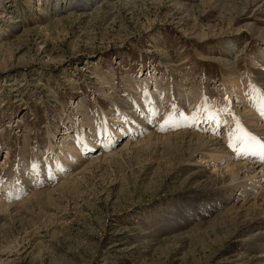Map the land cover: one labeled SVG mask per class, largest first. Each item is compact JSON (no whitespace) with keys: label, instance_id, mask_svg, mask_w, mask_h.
<instances>
[{"label":"rangeland","instance_id":"1","mask_svg":"<svg viewBox=\"0 0 264 264\" xmlns=\"http://www.w3.org/2000/svg\"><path fill=\"white\" fill-rule=\"evenodd\" d=\"M210 1L211 6L208 0H0V174L14 170L5 177L12 174L10 183L19 181L12 189L5 184L7 191L0 182V204L9 199V205L19 203L12 211L0 212L6 213L0 264L258 263L261 247L240 243L242 235L248 239L254 233L248 232L253 215L216 212L197 219L192 210L190 216L182 215V209L198 198L212 197L217 189L190 183L188 177L196 170L192 164L181 163L182 156L171 149L155 153L146 143L148 135L158 134L160 114L178 101L184 85L194 93L202 87L205 96L201 93L198 100L205 103L206 98L212 108L218 99L232 102L221 123L198 121L207 135L215 132L225 141L234 112L264 130V85L254 74L264 68V38L245 29L264 28V0L247 5L245 0ZM58 3L61 10L55 11ZM231 68L242 76L251 74L245 84L252 83L249 92L256 101L246 98L245 84L232 94ZM155 79L165 80V90H155ZM147 81L150 84L144 85ZM127 82L142 83L146 96L136 92L131 98ZM148 97L159 100L160 106ZM154 104L158 118L151 115ZM83 105L89 115L99 114V129L111 127L113 119L120 121L127 111L131 120L137 118L136 130L103 148L101 141L109 135L90 139L92 151L83 150L86 155L71 163L60 146L81 127L89 130L80 123ZM218 108L223 111L225 106ZM114 126L112 133L120 128ZM112 153L121 156L114 159ZM43 156L52 163L61 159L66 168L53 177L41 163ZM220 161L209 170L227 163ZM259 162L254 168L260 174L250 172L241 181L258 180L256 191H263L264 157ZM37 188L50 194L30 202Z\"/></svg>","mask_w":264,"mask_h":264},{"label":"bare ground","instance_id":"2","mask_svg":"<svg viewBox=\"0 0 264 264\" xmlns=\"http://www.w3.org/2000/svg\"><path fill=\"white\" fill-rule=\"evenodd\" d=\"M236 1L237 0H232L233 3H235ZM250 1H252V0H245V5L249 4ZM214 2L216 4H226L227 3V1H219V0L218 1L215 0ZM207 3L209 6H211L213 1L208 0ZM66 4H68V3H66ZM59 5H60V3H58L56 5L55 11H58L60 9ZM212 7H214V5ZM223 7H224V5H223ZM246 7H248V6H246ZM245 29L250 31L257 38H260V39L264 38V28L254 27V25H247L245 27ZM195 30H197V29H195ZM241 30L242 29L239 28L237 32L240 33V32H242ZM214 33H215V31H214ZM191 34H193V33H191ZM194 34H195V32H194ZM202 34H204V33H202ZM208 36H210V35H208ZM199 38H201V37H199ZM253 63H254V61H253ZM230 70H232V68ZM254 74H255V80L261 81L262 85H264V68H263V70H260V71H254ZM250 75L251 74H249V72H248L247 75L242 76L241 74L237 73L234 69L232 70V75L229 78V80L231 79V83H232V84L231 83L230 84L233 87L232 88V94L235 93L236 90H239L241 85H244L246 83V80L250 77ZM158 80H156V79L154 80V82L156 81L154 84L156 91L162 90V88H164V86H165V85L162 86L163 84L161 83L165 80L162 79L163 81L157 82ZM130 81H134V80H130ZM105 83L106 84L109 83L110 87L112 85L109 81L108 82L105 81ZM163 83H165V82H163ZM258 83L260 84V82H258ZM143 84L145 85V84H150V83L147 81L146 83L144 82ZM251 84H248V85L245 84L246 89H248V95H245V96H246V98L250 97L249 98L250 102H252L255 99L254 95H253L254 92H251V93L249 92V91H252L251 90L252 89ZM127 85L128 86L130 85V87H128V88H130L128 90L131 92V93H128V94H130V97L131 96L134 97L136 92H138V94L141 97L146 96V95L142 96V91L146 90V89L143 90L142 83H140V85H138V83H135V82L134 83L127 82ZM178 86H181V84H179ZM187 86L188 85H184V86L180 87V89L178 87L179 93H178V97H176V99L178 98L177 99L178 101H176V102L174 101V99H172L173 97H171L172 94H174V91H173L174 88L172 90L169 89V90H171L170 91L171 96L169 95V93H168V95H169L170 99H172L171 101H174L175 103L172 104V102H171V106H170V103H168L170 108L167 109L164 112V114H160L161 115L160 116L161 117L160 123L157 124L158 129L156 128L158 130L157 131L158 134L157 135H154V134L148 135L146 137V139H147L146 143L148 145H150V147L153 148V151L155 153L159 152L161 150L171 149L177 154V156H179V155L182 156L181 157V163L187 162V163L192 164L196 168V170L191 174V178H190V176L188 177V181L191 180L190 183L197 184V185H199L201 187H205V188H214L215 187L217 189V192L215 194H213L212 197L198 198V200L193 204V206L191 205L186 210L182 209L183 210L182 215L186 214V215L190 216L188 214V213H190V210H192L191 216L196 217L197 219L199 217H200V219H205V218L209 217L210 215H212L213 213H216V212L222 213V215L223 214L224 215H238L242 218L249 217L250 214L253 215V217L248 222V226H249L248 232L254 231V233L250 237L247 236L249 240L242 238L243 237V235H242L240 243L244 247L249 245V244L251 247L252 246H254L255 248L261 247V248H258V249H262V251L261 252H260V250L258 251V252H260L261 256H259V259L257 260V262H258L257 264H261V263L264 264V254H262V253H264V216H263L264 215V189H263V191L261 189L260 190L257 189V191H256V184L259 182L257 179H256L257 181H255V179H253L254 181H247V182L241 181L245 177L248 178V176H250L249 175L250 172L251 173L254 172L258 175L260 174L258 172H255L254 164H257L259 161H261V158L264 157V152H262L260 147H259V145L264 144V130L259 131V130H257L258 129L257 127L254 128V124H256L255 120L247 119V120H244L246 122H243L240 119V117H238L237 113L234 112V114H233L234 122H233V120L228 121V124H230L231 126L229 128V134H227L225 137L226 138L225 141L222 142V141L218 140L215 137L217 135L215 132H214V135H207L206 131H204L205 129H203L202 127H200V128L198 127L199 123H201V124L206 123L207 124V123H211V122L213 123V121H214V124L221 123V119L223 117V114L226 111H228L229 107L232 106L231 105L232 102H226L225 101L223 103L221 100L218 99L217 102L216 101L214 102V104H213L214 108H212V106L207 105V103L209 101H207L206 98L204 99L205 103H202L198 100L200 97V94L201 93L204 94V91H202L203 90L202 87L198 88L197 93H194L193 89L189 90L187 88ZM145 88H146V86H145ZM164 90H165V88H164ZM172 91H173V93L171 94ZM150 95L148 94V96H150ZM206 95H207V93H206ZM154 96H156V94ZM204 96H205V94H204ZM151 97L154 98L153 96H151ZM135 98H136V96H135ZM157 98H158V96H157ZM147 99H150V98L148 97ZM159 99H160V96H159ZM168 99H167V101H168ZM125 100L129 101V100H127V98H125ZM137 100H140V99H136V101ZM150 100L153 101V99H150ZM132 101L133 100H131V102ZM142 101H143V99H142ZM254 101H256V100H254ZM145 102H146V100H144V103ZM155 102H157V104H158L159 100L153 101V103H155ZM261 102H264V99H262ZM137 103L138 102H136L134 104H137ZM140 103L141 102H139L138 104H140ZM134 104H132V106ZM138 104L136 105V107L142 106L141 104L140 105H138ZM222 105L225 106V109L223 111H221L218 108V106H222ZM152 106H153V104H152ZM152 106H151V108H153ZM258 106H256L257 110H258ZM81 107L82 108L85 107V109L83 111L84 112V116H83L84 118L82 119V121L80 123L83 126V128H84V125H86L89 130L87 132H84L81 130L82 129V127H81L79 132H76V135L74 137H72L73 135L72 136L68 135V136H66L65 139L63 138L64 141H63L62 145L60 146L61 152L67 153V155H68L67 160L70 159L71 163H73L76 160L80 161L81 157L86 155L83 152V150L90 152V150L95 146L94 144L91 143L90 139L92 140V138L99 136L100 134L103 135L104 137L109 135L110 136L109 138L106 137L104 141H101L102 148H103V147H107V146L111 145L113 141L115 142L116 138L118 139L121 135L125 134L126 132L130 133L133 129H135L134 121L137 118L135 117L136 118L135 120L134 119L131 120L132 118L131 119L129 118L130 115H128L129 117L126 116L128 114L127 111L123 110L124 114L121 115L122 118L118 117L119 119H121L120 121L115 120L117 118L113 119L111 127L109 126L107 128L106 127L102 128L103 127L102 126L101 129H99V128L95 127V124H96L95 119L97 118V116L99 114L97 116H96V114L95 115H89V112H88V109L86 108V106L83 105ZM120 107H122V104L119 105V109H120ZM128 107H129V105H128ZM177 107L180 108V112H181L180 114H178L179 111H177V109H178ZM155 108H157V106H155V104H154L153 110ZM136 109H140V108H136ZM130 110H131V108H130ZM155 110H157V109H155ZM155 110H154V112L152 110H150L153 112V113L151 112V115L152 114L154 115ZM116 111H118V110H116ZM132 113H129V114L132 115ZM143 113H145V112H143ZM159 113H157V114L159 115ZM157 114H156V117L158 118ZM135 115H137V114H135ZM135 115H133V116H135ZM151 115H150V117L153 118L152 117L153 115L152 116ZM103 116L105 117L104 120H108V119H106L107 115L103 114ZM115 116H116V114H115ZM99 117H100V119H102L101 116H99ZM201 118H202L201 122L198 123V121H200ZM229 119H231V118H229ZM157 121L159 122V120H156V122ZM240 121H242V122H240ZM110 122H111V120H110ZM140 122H139V124H140ZM232 122H233V124H232ZM152 123H153V121H152ZM243 123L248 125V128H250V129L253 128V129L252 130H250V129L246 130V128H244L245 125ZM114 124H116V125L119 124L118 127H120L121 129L119 128L118 132L113 131V133H112L113 127L115 128ZM141 125H143V124H141ZM141 125H139V126H141ZM153 126H151V127H153ZM143 128H146V127H143ZM156 129H154V130H156ZM167 129H171L172 131L170 130L169 133L168 132L164 133ZM243 129H245V132L242 131ZM111 133L114 134L116 137L114 138V136H111ZM238 133H243V134L240 137H238L237 136ZM249 137H254L255 139L252 141H249V139H248ZM258 139H260V141H262V142H259ZM155 140H156V143L154 144L153 142ZM242 140H244V142H242ZM89 143L92 144V146H90ZM137 145H139V144H135L136 147H137ZM131 146H133V144ZM49 148L52 149L51 146H49ZM29 151H30V149H29ZM122 153H123L122 154L123 156L126 155L125 152H122ZM111 155H114L115 156L114 159H117V157L121 156V153L119 155L112 153ZM34 157L35 156L32 154L30 158L33 159ZM45 157H46V155H45ZM43 158H44V156H43ZM47 158H48V156H47ZM222 159H223V161H224V159L226 160L227 163L225 165L219 166L220 164L218 163L219 165L217 167L215 166L212 171L209 170V167H211L212 163L215 164L218 162V160L220 161ZM60 160H57L55 163H52L51 161H49V159L46 160L44 158V160H42L41 163L43 164V166H45L44 169L47 167V171L50 175H53V177H56L57 175L58 176L60 175V173L64 170V168H66L64 166V163ZM229 160L231 161L230 163L228 162ZM242 160L244 162H240ZM254 160L256 161V163L250 162V161H254ZM78 161H76V162H78ZM247 161L250 163H247ZM45 163H47L46 164L47 166L44 165ZM259 163H261V162H259ZM28 166H29V163H28ZM30 166H29L30 170L33 171V169ZM66 166H67V164H66ZM69 167H71V166H69ZM0 170H1V168H0ZM42 170L40 169V171H42ZM4 171L5 172L3 175L0 174V182H3V184L1 185V188H4V190H6L8 184H11V187L9 189H12L13 187H15V188L18 187L19 181L10 183V178H11V176L13 177L14 175L11 174L9 179H6V177H5L6 175H10V173H12L14 170L10 171V169H5ZM45 171H46V169H45ZM13 174H14V172H13ZM38 178H40V177L38 176ZM5 184H7V185H5ZM42 187H44V186H42ZM28 189H29V187H28ZM37 189H38V191H35L37 193H34L33 195H31L32 199L30 197V200H31L30 202H32V200L34 199L38 203V202L42 201L43 199H45V197H48L50 194V191H43V190L39 191V188H37ZM44 190H46V188ZM204 199H206V200H204ZM9 200H11V199H9ZM6 201H7V199H6ZM7 202L6 203L3 202L4 204H0V212H3L4 210L6 212L10 211V210L12 211L13 209H16L17 207H19V203L9 205ZM182 215H181V217H182ZM5 216H6V213L4 216H0V231L4 230L6 227V225H5L6 223L4 225H2L3 222H5V220H6ZM178 216L180 217V215H178ZM184 224H185V222H184ZM233 259H234V256L231 257L230 262H233L234 261Z\"/></svg>","mask_w":264,"mask_h":264},{"label":"snow or ice","instance_id":"3","mask_svg":"<svg viewBox=\"0 0 264 264\" xmlns=\"http://www.w3.org/2000/svg\"><path fill=\"white\" fill-rule=\"evenodd\" d=\"M261 113L264 114V109H261ZM248 139H249V141H252L255 138L254 137H249ZM242 142H244V141L242 140ZM259 147H260L261 151L264 152V144L259 145Z\"/></svg>","mask_w":264,"mask_h":264}]
</instances>
